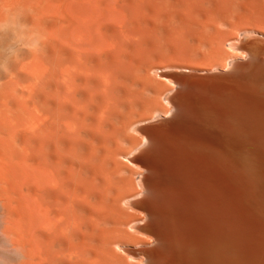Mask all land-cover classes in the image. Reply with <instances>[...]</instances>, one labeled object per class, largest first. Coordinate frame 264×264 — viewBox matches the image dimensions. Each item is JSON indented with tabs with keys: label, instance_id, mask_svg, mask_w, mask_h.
I'll return each mask as SVG.
<instances>
[{
	"label": "bare ground",
	"instance_id": "6f19581e",
	"mask_svg": "<svg viewBox=\"0 0 264 264\" xmlns=\"http://www.w3.org/2000/svg\"><path fill=\"white\" fill-rule=\"evenodd\" d=\"M258 37L264 0H0V264H264Z\"/></svg>",
	"mask_w": 264,
	"mask_h": 264
},
{
	"label": "rangeland",
	"instance_id": "374dc122",
	"mask_svg": "<svg viewBox=\"0 0 264 264\" xmlns=\"http://www.w3.org/2000/svg\"><path fill=\"white\" fill-rule=\"evenodd\" d=\"M259 39V41L261 42L260 43V45L262 46V47H264V39H261L262 37H258ZM239 39H242V37H239ZM260 57H262L261 59H263L264 60V53H262L261 55H260ZM245 56L243 57V60H242V62L243 63H245V62H247V57L245 58ZM224 66H225V68L227 69V71L225 70V71H222V70H218L217 71V69L216 70H214V68H215V66L213 67V66H209V67H206V69L208 70V71H204V72H199V71H194V70H192V69H189V71H185V72H181V74H180V76H181V78L182 79H185V80H188V81H190V82H196V83H202V81H203V83H206V84H224L223 86H225L226 88H228L229 90H236L237 92H241L243 89H241V87H239L238 85H237V83H235L234 81H232V80H229V79H227V75L231 72V70L233 69V65L232 64H229V62L228 61H226L225 62V64H224ZM212 68V69H211ZM203 69H205V68H203ZM210 70H212V71H210ZM190 71H192V73H190ZM194 71V72H193ZM201 75V76H200ZM196 76V77H195ZM186 77V78H185ZM191 77V78H190ZM198 77V78H197ZM190 78V79H189ZM195 79V80H194ZM196 79H200V80H196ZM202 79V80H201ZM163 79H161V82H164V83H162L163 85H168V83H166L165 84V81L166 80H164V81H162ZM167 82V81H166ZM221 82V83H220ZM181 83H179L177 86H175V88H174V90L177 92H175L174 91V95H177V94H181L182 92H185L184 90H185V88L182 86V85H180ZM166 85V87H168V88H171L170 86V83H169V85L167 86ZM172 86H173V84H172ZM173 86V87H174ZM180 86V87H179ZM181 86H182V88H181ZM172 87V88H173ZM251 89V90H250ZM180 90V91H179ZM182 91V92H181ZM245 91H248V93H249V95L250 96H254V98H256L255 100H258V102L257 103H259V109H257L258 110V112H259V114H260V116H264L263 114V112H264V92H258L257 90H255V87L253 86V85H249V89H246ZM180 92V93H179ZM253 92V93H252ZM262 96V97H261ZM259 98V99H258ZM263 100V101H262ZM263 102V103H262ZM256 104V103H255ZM258 106V105H257ZM262 114V115H261ZM158 118V117H157ZM154 118V119H152V120H150L149 122L147 121V122H143V123H145V125H142V127L143 128H145L146 130H150L149 132H152V133H155L156 131H158L159 129L158 128H160L161 126H162V120L160 119V118ZM161 120V121H160ZM151 122V123H150ZM146 123H149V124H146ZM160 123V124H159ZM159 124V125H158ZM154 126V127H153ZM151 127H152V129H151ZM158 127V128H157ZM154 129V130H153ZM154 131V132H153ZM131 135H133L132 134V132L130 133ZM235 145H237L234 141H231L230 142V144H229V146H228V148H229V150H230V152H231V159H234L235 160V162H234V160H232V163H233V167L234 166H237V164L238 163H236V162H238V156H239V154H240V150H239V148H238V145L237 146H235ZM125 148H127L128 147V145H123ZM232 150V151H231ZM239 151V152H236V151ZM234 151V152H233ZM236 153V154H235ZM234 154V155H233ZM238 155V156H237ZM234 156H237V157H234ZM234 163H235V165H234ZM234 173H233V181H234V184H235V182H236V185H234L235 186V192L237 193V196H238V194H239V196H238V198H237V200H235V202H237L239 205V207L237 206V204H236V206H237V208H238V210L240 211V212H243L244 211V215H247V217L246 218H248V220L249 221H251V222H253V221H260V222H264V211L262 210V211H260L261 209L260 208H256V207H254V195L252 194V192H251V190H249L248 188L246 189V187L245 186H242L243 184H242V181H241V179H239V177H238V175H237V170L235 169L234 171H233ZM234 176H236V177H234ZM238 180H239V182H238ZM241 181V182H240ZM240 186H239V185ZM242 184V185H241ZM237 189V190H236ZM241 189V190H240ZM245 189V190H244ZM239 190H240V192H241V194H240V192H239ZM239 192V193H238ZM241 195V196H240ZM240 197V198H239ZM256 209V210H255ZM245 212H247V213H245ZM258 212V213H257ZM259 217H260V219H259ZM262 245H261V247H260V250H262L263 249V257H264V242L263 243H261ZM261 252V251H260ZM261 254H262V252H261Z\"/></svg>",
	"mask_w": 264,
	"mask_h": 264
}]
</instances>
